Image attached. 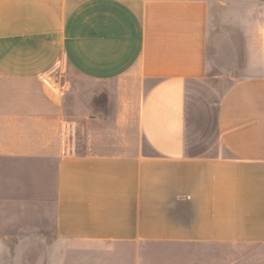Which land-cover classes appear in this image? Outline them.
Returning <instances> with one entry per match:
<instances>
[{"label": "crops", "instance_id": "1", "mask_svg": "<svg viewBox=\"0 0 264 264\" xmlns=\"http://www.w3.org/2000/svg\"><path fill=\"white\" fill-rule=\"evenodd\" d=\"M166 249L264 264V0H0V264Z\"/></svg>", "mask_w": 264, "mask_h": 264}, {"label": "rangeland", "instance_id": "2", "mask_svg": "<svg viewBox=\"0 0 264 264\" xmlns=\"http://www.w3.org/2000/svg\"><path fill=\"white\" fill-rule=\"evenodd\" d=\"M66 78H63V84H65L66 83ZM172 252H171V249H166V250H164L163 252H162V255H163V257H162V259L160 260V262H161V264H169L168 262H169V259L168 258H165V257H167L168 255L170 256V254H171ZM192 256L194 257L193 258V262L191 263V264H196V262H195V257L197 256V258L198 259H203V252L201 251V250H192ZM185 259H187V257H185ZM94 264V262H93V260L91 261V258H87V259H85V261L83 262V263H81L80 262V260L79 259H77L76 257H71V258H69V260H68V264Z\"/></svg>", "mask_w": 264, "mask_h": 264}]
</instances>
